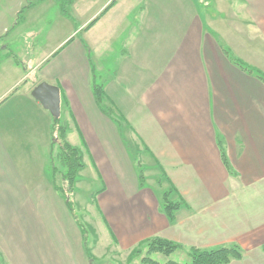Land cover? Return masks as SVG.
I'll list each match as a JSON object with an SVG mask.
<instances>
[{"label": "crops", "instance_id": "obj_1", "mask_svg": "<svg viewBox=\"0 0 264 264\" xmlns=\"http://www.w3.org/2000/svg\"><path fill=\"white\" fill-rule=\"evenodd\" d=\"M128 4L105 0L80 25L102 64L105 102L120 119L96 104L93 68L80 40L58 48L68 35L38 63H50L42 73L60 90L69 142L82 148L80 174L86 180L88 154L102 181L95 196L110 240L105 247L126 259L156 236L180 244L177 250L236 244L242 256L227 264H264V81L255 76H264V0H141L131 3L134 26L125 16ZM105 10L107 18L97 23ZM33 70L0 91V120L17 127L0 130V264H92L49 173L43 182L30 179L26 151L11 138L51 137L53 117L31 96L42 81L25 79ZM15 97L30 105L29 122L7 114ZM42 121L44 133L37 128ZM120 122L142 142L143 185ZM49 142L43 157L33 153L45 156L40 163L49 162ZM167 191L170 201L181 202L172 219L162 211ZM97 261L105 263L104 256Z\"/></svg>", "mask_w": 264, "mask_h": 264}, {"label": "rangeland", "instance_id": "obj_2", "mask_svg": "<svg viewBox=\"0 0 264 264\" xmlns=\"http://www.w3.org/2000/svg\"><path fill=\"white\" fill-rule=\"evenodd\" d=\"M104 1L105 0H0V91L4 87L7 88L13 84L15 80H18V73H21L22 75V72L26 73L32 67H34V70L31 71L27 77L25 76L26 82L41 80L42 82L49 84V81L51 80H46L42 71L45 69L46 65L50 63H44V65L41 64L42 67L38 63L42 57H45L53 48H55V45L60 43L68 35H70L68 36L69 38H66V40L58 48L64 46L65 44L69 45L73 40H80L83 47L86 49L88 60L90 61L91 67L93 68L91 69L93 72L90 71L91 80L93 79L96 84H99V70L102 68V64L100 63V58L93 56L92 49H90V47L86 44L87 31L86 28L83 29L80 27V25L90 14L93 13V11L102 5ZM139 1L141 0H120V4L124 2L129 3L130 5L128 4V8L130 9L131 3L135 4ZM145 3H147V1H145ZM107 10L97 14L98 18L95 20L97 23H99V19L104 18V16L107 14ZM125 10L128 11L127 14L125 13V16L129 21H131L132 26H134L136 24L135 20L137 19L135 14L129 15V12L134 13L135 9L128 10L125 8ZM117 14L118 16H124L123 11H118ZM133 15L134 17H132ZM107 16L104 18V20L107 18ZM97 23L94 25V27L98 26ZM92 30V34L97 37L100 31L99 27H96ZM72 31H74V34L71 35ZM90 31L89 33H91ZM72 37L74 38L69 43H67ZM116 43L114 42L112 44V49L109 50L112 52L111 57L114 56L116 52L115 47L117 44H119ZM121 50L122 44L119 51L121 52ZM108 61L109 60H104V57L101 60V62ZM114 61L116 60L114 59ZM21 75L19 79L21 78ZM111 80H113V78H111ZM94 84H92V88ZM23 85H25V83L21 85L19 90L23 88ZM15 91L11 92L9 95H12ZM113 100L114 102H117V98ZM21 104H23L25 107L23 108V115H21ZM109 104L110 101L105 102V99H102L101 106L106 109L108 114L114 119L116 118V120L120 119V114H117L115 108ZM6 106L9 110L7 114H11L12 117H20L21 119L26 120L25 122H29V118H32L33 111H31L30 105L25 102L22 103L21 97H15V99L10 101V103H8ZM121 107H123L122 111L127 112L126 105ZM59 119H61L59 121L60 128L65 127L69 129L71 125L70 122L64 121V118H61V116H59ZM15 123L16 122L13 120L6 122H4V120H0V130L5 128H7V130H15V128H17L14 126ZM120 123V129H122L121 136H123V139L125 140L124 143L130 154L136 158L135 162L138 164V166H141L140 159L142 156L146 155L144 151L140 150V144L142 145V142L140 140L138 141L137 137L133 135L132 131L128 126L125 125V123ZM43 124V121L37 122V128L41 127V132L44 133ZM17 130L19 131V129ZM14 137L16 138H11L13 140L15 139V144L22 150L26 151L25 156L27 159V171L30 179L42 180V182L46 180L44 177H48V173L50 174L51 172V170L49 169V172L47 168L50 166L51 160H53L51 168L55 179L52 178V185L53 181H55V183L59 184L63 189H69L66 181L63 180V182L61 179L63 168L61 166L62 156L60 154L61 150L59 148V144L63 143L64 141H62L63 138H60V135L57 132L55 134V137L57 138L55 139L53 148L54 159L51 157V137L50 139L48 136L46 137V135L33 137L16 135ZM64 139L65 142L70 146L79 147V150L82 154L81 162L85 167L82 148L80 146L72 145L69 142L67 131L65 132ZM70 139L74 141L76 138ZM46 140L48 142L50 140V147L48 146L46 153L48 156V150H50L49 162L47 160L48 158L46 157V161L40 163L41 160H45V156L43 159H41L37 154L33 155V153L35 151H41L43 157V150L46 146ZM23 158L24 155H22L21 161H23ZM40 164H46L47 168H41ZM84 167L79 172V179L75 184V191L68 194V198L64 197V195L62 197L64 200H66V198L67 200H70L77 218L88 231L86 232L85 237L86 256L90 260L94 258L96 259L94 260L95 262H92V264H97L99 262L97 260L100 256H104L105 263L102 264H142L141 261L144 260L143 256L145 255L146 250L141 245L139 246V248H141L140 254L132 253V251L136 249V247H134L130 251L129 255L126 256V259V254L120 253L118 249H114L111 245L108 248L105 247L106 241L110 240H108L109 237H106L107 235H105L104 230L101 228V213L98 207L97 197L95 196V194H97L99 189L102 187V181H98L96 179L98 177V172L95 170V168H92L91 163L88 161V154H86V180H84L83 175L80 174H84ZM151 256L160 263H163L167 260H173L177 262H186L189 260L188 251L186 249L176 250L169 256H164L158 253L153 255L151 254ZM125 260H128V262Z\"/></svg>", "mask_w": 264, "mask_h": 264}, {"label": "trees", "instance_id": "obj_3", "mask_svg": "<svg viewBox=\"0 0 264 264\" xmlns=\"http://www.w3.org/2000/svg\"><path fill=\"white\" fill-rule=\"evenodd\" d=\"M200 1H202L203 3V2H208L209 0H200ZM238 64L244 66V64H241V63H238ZM255 76L264 81V76L262 74L255 73ZM92 93H93V97H94L96 104L100 106V108H102L101 101L104 98V93H103L101 86L95 83L93 85ZM60 120L61 119L59 118L52 119V126H51L52 156L51 157L52 159H54L53 148L55 144V139L57 138L55 137V134L57 132L60 135V138H63L62 141H64L63 143L59 144V148L61 150L60 154L62 156L61 166L63 168L61 179L62 181L63 180L66 181L69 189L68 188H67L68 190L63 189L59 184L55 183V181H53V186L59 194H61L62 196L64 195V197L68 198V194L73 193L76 189L75 184L77 183L79 179V172L80 170L83 169L84 165L81 162L82 154H81V151L79 150V147L70 146L68 143L65 142L64 136H65V132L68 129L65 127L60 128V124H59ZM52 163H53V160H51V164L48 167V171L50 172L51 170L49 175L51 178H54V173L51 168ZM140 168L141 167L139 166V169ZM138 178H139L140 185H143L144 178L142 175V169L138 171ZM168 193L169 192L167 191V192H164L163 194L162 211L169 219H172L174 211L179 208V206L181 205V202L170 201L167 198L169 195ZM67 198L65 200L67 209L73 215L76 221V224L78 225L80 229L82 238L84 239V242H86L85 237H86V232L88 231L86 230V227H84L80 223V220L77 218V215L74 212V208L71 205L70 200H67ZM140 245L143 246L146 250L145 255L143 256L144 260L141 261L142 264H227L234 259H240L242 256L241 249L236 244L218 246V247L208 248V249L192 247L187 250L188 255H189L188 261L177 262L173 260H167L163 263H160L157 260L153 259L151 254L153 255V254L158 253L164 256H169L170 254L174 253L179 247H181V245L175 242H172L170 240L161 238L159 236L149 238L145 240L144 242H142ZM139 246H137L136 249L132 251L133 254L141 253L140 252L141 248H139Z\"/></svg>", "mask_w": 264, "mask_h": 264}, {"label": "water", "instance_id": "obj_4", "mask_svg": "<svg viewBox=\"0 0 264 264\" xmlns=\"http://www.w3.org/2000/svg\"><path fill=\"white\" fill-rule=\"evenodd\" d=\"M31 96L37 100L50 115L57 119L60 116V90L57 86L40 82L31 90Z\"/></svg>", "mask_w": 264, "mask_h": 264}]
</instances>
